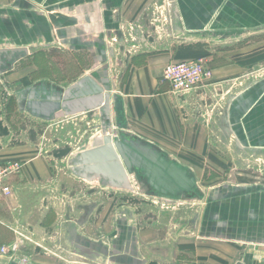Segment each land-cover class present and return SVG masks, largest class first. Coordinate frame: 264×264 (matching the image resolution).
Wrapping results in <instances>:
<instances>
[{
    "label": "crops",
    "instance_id": "crops-1",
    "mask_svg": "<svg viewBox=\"0 0 264 264\" xmlns=\"http://www.w3.org/2000/svg\"><path fill=\"white\" fill-rule=\"evenodd\" d=\"M154 1L0 0V49L27 46L31 51L36 40H53L56 27L64 47L92 57L105 52L108 88L117 95L126 133L190 170L195 182H209L206 169L219 168L218 154L229 146L215 138L229 139L236 149L264 152V44L249 43L264 30V0H172L180 32L186 39L202 37L201 45L187 41L162 48L150 41L152 48L131 46L127 35L131 29L142 31ZM216 39L226 44H212ZM200 53L211 76L187 94H173L162 79L163 68ZM24 77L17 81L23 83ZM19 128L15 133L5 128L0 117V164L22 162L19 172L4 180L12 193L0 196V247L10 249L0 252V264H63L52 260L50 248L63 243L58 239L64 228L58 239L57 233H44L59 222L49 198L61 177L54 176L35 133L28 136L26 126ZM202 200L194 232L170 238L163 228L146 225L128 227L126 236L125 228L124 240L113 249L121 250V257L112 263L264 264V184L217 183L203 191ZM31 244L45 251L34 253Z\"/></svg>",
    "mask_w": 264,
    "mask_h": 264
},
{
    "label": "rangeland",
    "instance_id": "rangeland-1",
    "mask_svg": "<svg viewBox=\"0 0 264 264\" xmlns=\"http://www.w3.org/2000/svg\"><path fill=\"white\" fill-rule=\"evenodd\" d=\"M153 6L148 10L146 19L142 20V31L131 29V36L127 35L131 46L143 47L146 44L152 48L150 41L162 48L187 41L201 45L202 37L186 39L180 32L172 11V0H155ZM258 32L262 34L258 35L259 39L254 35V40H249V43L261 48L264 40L260 39L264 38V30ZM212 44L223 46L226 43L216 39ZM16 47L26 48V53L0 52V117L5 128L11 126L14 133L21 125L26 126L28 136H31V132L35 133V141L43 145L54 176L61 177L49 198L50 210L59 222L44 231L59 233L60 226L65 230L59 239L56 234L63 243L59 245L56 241V245L50 248L52 260L56 258L57 262L60 260L63 264H113L112 261L121 257L118 256L121 250L113 249L124 240L125 228L128 230L126 236L129 235L128 227L133 230L134 227L146 225L163 228L170 238L184 236L196 230L203 207V191L208 186L224 182L264 184V152L236 149L229 139L226 143L222 137L215 138L217 142L229 145L226 152L218 154L222 164L215 170L206 169L204 175L210 176L211 181L195 182L191 189L195 191L192 196L175 197L172 193L166 198L161 196V192L151 193L139 180L138 175L141 174L137 171L128 172L125 180L93 171L89 168L84 151L93 145L96 137L105 133L113 139L119 130L126 133L124 127H117L119 114L118 110L114 114L111 98L108 112L100 107L50 120L27 117L24 103L28 88L39 90L45 86L47 90L62 91L85 75L98 80L104 91L113 94L108 88L111 74L104 72L108 67L106 53L92 57L85 51L64 47L59 41L56 27L53 40H36L31 51L27 46L2 49ZM26 54H29L28 58L22 60L21 57ZM202 57V53L195 54L193 59ZM13 67L23 68L24 72H14ZM22 75L25 76L23 83L17 81ZM33 250L34 253L45 251L39 247Z\"/></svg>",
    "mask_w": 264,
    "mask_h": 264
},
{
    "label": "water",
    "instance_id": "water-1",
    "mask_svg": "<svg viewBox=\"0 0 264 264\" xmlns=\"http://www.w3.org/2000/svg\"><path fill=\"white\" fill-rule=\"evenodd\" d=\"M2 51L19 55L26 53V48L0 49ZM116 101V94L104 91L94 78L85 75L62 91L47 90L45 86L39 90L28 88L24 109L33 116L50 120L100 107L108 112L110 106L117 114ZM117 127H121V124L117 123ZM116 133L113 139L105 133L96 137L93 145L84 151L90 169L118 180H125L128 172L137 171L166 198L172 193L194 188L195 179L190 170L168 159L159 148L123 130Z\"/></svg>",
    "mask_w": 264,
    "mask_h": 264
},
{
    "label": "built area",
    "instance_id": "built-area-1",
    "mask_svg": "<svg viewBox=\"0 0 264 264\" xmlns=\"http://www.w3.org/2000/svg\"><path fill=\"white\" fill-rule=\"evenodd\" d=\"M210 76L211 70L206 66L204 57L170 62L162 71V79L169 84L171 92L179 95L191 92ZM21 167L20 160H8L0 164V196H8L12 193L10 186L4 184V180L18 173ZM0 252L7 254L10 249L2 246Z\"/></svg>",
    "mask_w": 264,
    "mask_h": 264
},
{
    "label": "flooded vegetation",
    "instance_id": "flooded-vegetation-1",
    "mask_svg": "<svg viewBox=\"0 0 264 264\" xmlns=\"http://www.w3.org/2000/svg\"><path fill=\"white\" fill-rule=\"evenodd\" d=\"M139 176V180L141 181V183L144 185L145 189L148 190L151 193H155V194H160V191L158 188H156L153 184H151L149 182V180L144 179V177L142 175H138ZM194 190H187V192H177V193H173V196L175 197H182V196H192L194 194ZM167 194H169L167 192ZM171 195V194H170Z\"/></svg>",
    "mask_w": 264,
    "mask_h": 264
}]
</instances>
